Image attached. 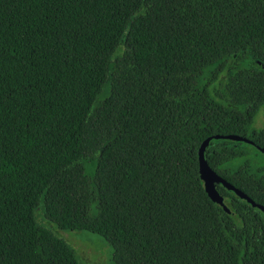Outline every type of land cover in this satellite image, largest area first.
<instances>
[{
	"label": "trees",
	"instance_id": "obj_1",
	"mask_svg": "<svg viewBox=\"0 0 264 264\" xmlns=\"http://www.w3.org/2000/svg\"><path fill=\"white\" fill-rule=\"evenodd\" d=\"M208 137L264 207V0H0V264H81L58 230L112 264H264V213L204 190Z\"/></svg>",
	"mask_w": 264,
	"mask_h": 264
},
{
	"label": "rangeland",
	"instance_id": "obj_2",
	"mask_svg": "<svg viewBox=\"0 0 264 264\" xmlns=\"http://www.w3.org/2000/svg\"><path fill=\"white\" fill-rule=\"evenodd\" d=\"M262 125V113L256 116L254 126ZM256 151H258L255 148ZM264 155H259V159ZM39 221L45 224L40 218ZM76 252L81 264H112V247L99 235L86 231H55Z\"/></svg>",
	"mask_w": 264,
	"mask_h": 264
},
{
	"label": "water",
	"instance_id": "obj_3",
	"mask_svg": "<svg viewBox=\"0 0 264 264\" xmlns=\"http://www.w3.org/2000/svg\"><path fill=\"white\" fill-rule=\"evenodd\" d=\"M214 139H230L234 141H243L250 143L251 142L245 138H241L239 136L235 135H227V136H219L216 135L213 137ZM211 140V137L206 138L199 146L198 148V153H197V159H198V172H199V177L203 183V187L205 192L207 193L208 197L222 207L224 211L229 213L228 208L224 204L223 197L222 195L217 191L216 185L220 184L222 187L225 189L232 191L240 197L241 199L246 200L252 207H256L260 209L264 213V207H262L259 204H256L253 202L248 196H246L242 191L239 189L235 188L234 186L230 185L228 182H226L223 178H221L217 173H215L207 164L206 159L204 158V150L206 146L208 145L209 141ZM264 151V150H262Z\"/></svg>",
	"mask_w": 264,
	"mask_h": 264
}]
</instances>
